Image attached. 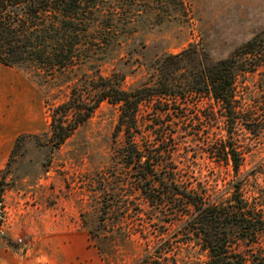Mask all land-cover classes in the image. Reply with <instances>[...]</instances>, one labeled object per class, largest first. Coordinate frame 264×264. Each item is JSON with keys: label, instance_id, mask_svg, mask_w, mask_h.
Returning a JSON list of instances; mask_svg holds the SVG:
<instances>
[{"label": "rangeland", "instance_id": "374dc122", "mask_svg": "<svg viewBox=\"0 0 264 264\" xmlns=\"http://www.w3.org/2000/svg\"><path fill=\"white\" fill-rule=\"evenodd\" d=\"M97 2L73 65L0 62V94L43 109L40 126L26 132L2 171L5 191L16 192L12 197L20 196V207L37 221L35 231L28 229L32 232L26 231L16 244L10 239L20 247L16 261L136 264L147 248L162 243L172 248L170 263L207 264V253L181 234V217L170 215L167 206L150 204L137 189L134 168L125 165L121 151L125 133L114 134L117 105L101 102L54 150L49 141L51 112L70 98L84 72L116 73L123 77L122 86L130 89L149 80V65L164 52L176 53L196 44L212 59L226 57L264 32V0ZM236 98L241 110L256 111V104L264 101L263 65L238 75ZM169 103L165 112L154 109L153 103L142 104V135H136L137 142L148 148L161 142V149L173 150L181 183L217 188L235 178L231 164L213 152L222 139L229 138L219 105L200 95ZM230 142L241 153L243 176L264 161V132L257 136L239 123ZM258 183L264 186L263 175ZM12 205L13 199L3 195L1 237L14 211ZM233 248L244 264H256L259 256L264 258V232L255 242L236 240Z\"/></svg>", "mask_w": 264, "mask_h": 264}, {"label": "trees", "instance_id": "16d2710c", "mask_svg": "<svg viewBox=\"0 0 264 264\" xmlns=\"http://www.w3.org/2000/svg\"><path fill=\"white\" fill-rule=\"evenodd\" d=\"M97 1L0 0V62L73 65L77 46L88 30V15ZM260 65L264 66V32L220 59H212L196 44L176 53L164 52L149 65V80L130 89L122 86L123 77L116 73L104 76L99 69L84 72L72 87L70 98L52 109V150L84 124L101 102L117 105L114 134L125 133L121 150L124 163L134 168L137 189L143 197L156 207L167 206L170 215L181 217V234L207 253V264H244V259L234 254L233 245L238 239L255 242L264 232V186L258 183L260 176L264 178V161L243 176L241 153L230 138L239 123L257 136L264 132V101L256 104V111L248 112L241 110L236 98L238 75ZM190 95L209 96L221 108L229 138L222 139L213 152L231 164L235 175L221 187L181 183L173 150L161 149V142L148 148L136 140L137 134L142 135V104L153 103L154 109L165 112L170 101L181 102ZM25 136L23 133L16 138L10 158ZM5 179L2 173L0 202ZM155 245L147 248L136 264H174L170 263L172 248ZM255 261L264 264L262 256Z\"/></svg>", "mask_w": 264, "mask_h": 264}, {"label": "crops", "instance_id": "0c3cea01", "mask_svg": "<svg viewBox=\"0 0 264 264\" xmlns=\"http://www.w3.org/2000/svg\"><path fill=\"white\" fill-rule=\"evenodd\" d=\"M42 111L41 106L36 108L32 105L23 106L20 103L6 100L5 95L0 94V178L16 138L22 133L38 129ZM12 194L16 195V192L8 190L3 194L13 199L14 211H12L11 219L5 227V237L0 236V264H10V262L21 264L16 261L17 257L21 256L20 247H16L14 244H16L17 238L22 237L26 231L32 232L28 229L33 231L36 229V216L26 213L25 209L20 207L19 200H22L20 196L13 198ZM10 239L14 243L13 245L9 242ZM8 261L10 262L7 263Z\"/></svg>", "mask_w": 264, "mask_h": 264}, {"label": "built area", "instance_id": "2783aa9c", "mask_svg": "<svg viewBox=\"0 0 264 264\" xmlns=\"http://www.w3.org/2000/svg\"><path fill=\"white\" fill-rule=\"evenodd\" d=\"M0 234H4V231L0 228Z\"/></svg>", "mask_w": 264, "mask_h": 264}]
</instances>
